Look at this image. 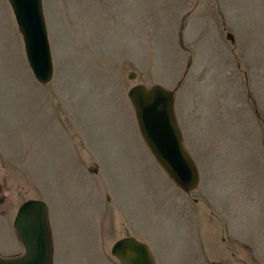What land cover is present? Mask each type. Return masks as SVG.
<instances>
[{
  "label": "rangeland",
  "instance_id": "1",
  "mask_svg": "<svg viewBox=\"0 0 264 264\" xmlns=\"http://www.w3.org/2000/svg\"><path fill=\"white\" fill-rule=\"evenodd\" d=\"M54 78L31 71L0 0V255L22 204L48 205L53 264H264V0H43ZM235 38L233 44L228 35ZM132 73L136 78H130ZM176 91L199 188L171 182L128 92Z\"/></svg>",
  "mask_w": 264,
  "mask_h": 264
},
{
  "label": "water",
  "instance_id": "2",
  "mask_svg": "<svg viewBox=\"0 0 264 264\" xmlns=\"http://www.w3.org/2000/svg\"><path fill=\"white\" fill-rule=\"evenodd\" d=\"M23 36L29 66L42 84L54 78V62L48 36L43 0H8ZM228 39L235 43L232 35ZM130 78H136L132 73ZM141 135L168 178L187 194L200 183L198 167L184 147L175 114V91L161 85H136L128 92ZM14 229L24 254L0 256V264H53V241L48 206L42 200H29L18 210ZM120 264H156L150 247L134 237L117 241L111 250Z\"/></svg>",
  "mask_w": 264,
  "mask_h": 264
}]
</instances>
